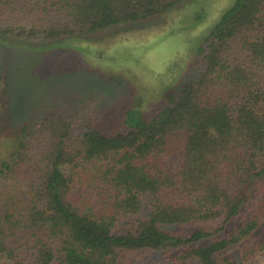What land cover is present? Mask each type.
Returning <instances> with one entry per match:
<instances>
[{"label":"trees","instance_id":"16d2710c","mask_svg":"<svg viewBox=\"0 0 264 264\" xmlns=\"http://www.w3.org/2000/svg\"><path fill=\"white\" fill-rule=\"evenodd\" d=\"M185 1L0 0V47L5 36L63 39L142 22ZM204 41V70L166 104L126 110L122 130L72 133L52 111L21 128L0 159V260L21 264L25 248L34 264H125L139 250L172 249L180 264H235L224 256L234 245L243 259L264 251V239L246 241L256 215L211 239L264 178V0H234ZM129 216L135 223L117 230ZM217 219L213 231L162 228Z\"/></svg>","mask_w":264,"mask_h":264},{"label":"rangeland","instance_id":"374dc122","mask_svg":"<svg viewBox=\"0 0 264 264\" xmlns=\"http://www.w3.org/2000/svg\"><path fill=\"white\" fill-rule=\"evenodd\" d=\"M233 1L186 0L157 18L63 39L1 38L0 159L14 150L22 127L31 131L37 120L50 111L69 117L72 133L88 127L116 132L124 129L126 110L139 102L166 104L167 96L176 97L184 84L204 70L208 43L204 37ZM42 143L36 145L34 159ZM165 159L169 164L175 162L174 155ZM148 210L145 199L142 218ZM251 215L260 220L246 241L255 243L264 239V178L255 184L239 215L211 239L233 231ZM135 219L123 218L117 230L131 226ZM220 222L217 219L162 228L185 235L200 227L213 231ZM242 251L243 245L237 244L224 256L235 264L264 263V251L247 259L242 258ZM15 253L21 264H34L28 249ZM178 253L172 249L139 250L129 254L125 264H180L175 260ZM10 261L4 258L0 264Z\"/></svg>","mask_w":264,"mask_h":264}]
</instances>
